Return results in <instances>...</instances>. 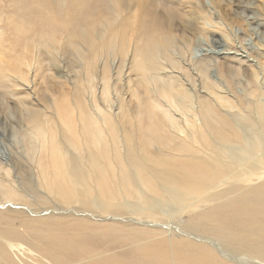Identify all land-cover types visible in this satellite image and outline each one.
<instances>
[{
    "label": "rangeland",
    "instance_id": "1",
    "mask_svg": "<svg viewBox=\"0 0 264 264\" xmlns=\"http://www.w3.org/2000/svg\"><path fill=\"white\" fill-rule=\"evenodd\" d=\"M46 1L21 0L22 10L18 12L15 8L18 0H0V213L8 221L11 219L9 209L18 216L12 220L15 228L10 231L3 229L8 223L1 221L0 243L12 242L16 251L7 254L0 264H51L52 260H46L45 256L62 254L67 255L69 262L80 257L81 264L88 261L91 264L170 262L172 257L168 251L163 258L158 257V252L171 244L182 247L186 255L199 262H206L211 254L218 257L204 242L179 237L169 226L176 225L184 233L219 244L221 240L212 234V228L222 232L223 225L230 236L251 231L255 216L248 199H257L256 195L239 198V205L245 206V210L232 207L233 212L226 210L219 203L228 198L220 201L218 196L212 195L202 200L211 210L195 209L194 214L181 222L175 214L186 209L183 207L187 200L203 188L212 194L210 183L204 180L208 170L202 172L196 163L200 154L205 155L206 149L202 148L205 141L214 146L219 127L233 122L234 129H223L221 134L235 149L242 147L245 132L253 129L257 108L261 107L260 134L264 139V0H78L71 9L79 13L74 10L67 13L68 17L63 15L67 25L58 19L55 1ZM112 4L119 13L117 25L112 26L104 42H100L95 39L93 29L97 26L89 25L90 17L100 22L105 15H111ZM63 8L65 10V6ZM47 10L57 17V22L45 24L43 13L47 16ZM170 13L182 20L175 19L169 26L164 20ZM13 18L17 19L12 21ZM122 19L125 25L121 24ZM8 20L13 24L10 28ZM68 20L73 26L79 23L73 27ZM148 25L156 32L152 38L172 42L170 50L175 63L161 59L162 65L152 73L148 71L145 78L133 65V56L139 43L137 36ZM62 26H66L63 28L68 32ZM81 26L90 37L84 41L79 35L73 42L80 45L81 51L74 62L66 37L72 28H75V36ZM15 29L22 33L18 34ZM53 37L67 43H63L64 49L56 54L51 47L58 42L52 40ZM122 45L125 51L130 50L127 57L121 54ZM131 49L135 50L133 54ZM85 50L89 53L85 54ZM154 74L174 86L177 84L170 99L155 93ZM146 80L151 81V87L144 82ZM25 82L28 89L24 90L20 83ZM25 93H29L27 103L34 105L28 108L29 113L20 102ZM227 99L238 107L228 108ZM110 102L116 108L121 107L118 114L108 108ZM186 103L192 112L184 108ZM27 114H31L34 124L44 127L46 138L39 140L31 132ZM196 117L200 120L196 121ZM180 126L184 128L182 132ZM192 129L197 133L195 138L191 137ZM37 133L42 134V130ZM121 136L127 140L124 148ZM164 154L170 156L171 163L161 157ZM186 158L192 164L189 171L185 170ZM69 165L72 167L68 168ZM54 170H59L58 178H54ZM153 179L160 182V189L169 188L173 194L158 192ZM59 190L83 195L87 202L94 197L112 195L117 198L111 199L114 203L128 201L135 207L141 204V214L133 217L134 225L88 222L95 227L87 225L88 236H78L79 229H72L79 226L76 224L79 222L58 217L61 212L57 207L61 202L53 194ZM179 195L183 197L182 203ZM152 197L166 198L162 200L167 203L156 206ZM52 209H55L53 213ZM148 209L153 215L147 213ZM100 212L98 203L93 201L88 208L82 206L75 215L90 213L96 218ZM59 218L65 223L60 224ZM0 220H3L1 215ZM26 223L31 227L23 229ZM189 224L200 227L202 232L190 231ZM49 237L55 240L53 246L40 243ZM161 237L166 238L167 247L134 249L140 242L156 239L159 243ZM68 249L70 251L66 252ZM102 252L113 258H94L93 254ZM141 253L145 255L143 260L137 256Z\"/></svg>",
    "mask_w": 264,
    "mask_h": 264
},
{
    "label": "bare ground",
    "instance_id": "2",
    "mask_svg": "<svg viewBox=\"0 0 264 264\" xmlns=\"http://www.w3.org/2000/svg\"><path fill=\"white\" fill-rule=\"evenodd\" d=\"M42 1L45 2L46 0H42ZM49 1H51V0H49ZM54 1H55L54 2V6H55L54 9L56 11L55 13H58V19L61 22L63 20V15L67 14V13H71L70 11H74L75 9L74 10L71 9L72 5H77V3L79 2L78 0H54ZM20 3L22 4L21 0L20 1L18 0V7L17 6L15 7V8H18L17 9L18 12H21V10H22ZM39 3H42V2L39 1ZM47 3L51 4V2H47ZM52 3H53V1H52ZM137 3H139V2H137ZM50 4L49 5L47 4V6H50ZM79 4L82 5V3H79ZM40 5H42V4H40ZM64 6H65V10H63ZM44 8H46V7H44ZM81 8H82V6H81ZM46 9H49V8H46ZM78 9H80V7ZM40 10H44V9H40ZM49 10L45 11L48 14L47 16L43 13V15H44L43 18L46 19L45 20L46 23L44 22L46 25H49L50 23H53V22H57L56 21L57 17L56 16L54 17L53 16L54 14L48 12ZM110 12H111V15L110 16L105 15L104 19L101 20L100 22H97L96 19H94V17H90L89 25L97 26V28H93V29L96 31L95 39L100 41V42H104V39L107 37V33H108L109 29L112 26L114 27L115 25H117L115 23L119 17V13L114 10L113 4L111 5V10L109 11V13ZM76 13H79V12L76 11ZM40 17H42V16H40ZM45 17H47V18H45ZM66 17H68V14ZM70 18H72V17H70ZM141 18H142V20H144L146 18L145 13H144V19H143V17H141ZM14 19H17V18H13L12 21H15ZM175 19L182 20V18L180 16H178L177 14L175 15L173 13H170L166 16L164 22L166 24H168L169 26H171ZM5 21H6V19H5ZM12 21H9L10 25L8 24L9 26H7V27H9V28L11 27ZM68 21H67V23H68ZM74 21L75 20H73V22ZM84 21H85V19H84ZM136 21H133V22L135 23ZM144 21L147 22L148 18ZM63 22H64V20H63ZM65 22H66V20H65ZM65 22H64V25H67V24H65ZM69 23L71 24V21H69ZM77 23H79V22H76L75 24H77ZM70 24H68L69 25L68 27H70ZM75 24H74V26H76ZM80 24H82V23H80ZM121 24L125 25L123 19L121 20ZM46 25H45V27H47ZM61 25H59V26H61ZM150 26L149 25L144 26L143 29L140 30V31H142V32H140L142 34H139L137 36V41L139 43L137 45L136 52H134V56H133L134 57V61H133L134 64L133 65L137 68V70H141L144 73V75L148 71H150V73H152L151 71L157 70L158 67L161 66L163 63V61H161V59L167 58V59H169L175 63V61L173 60V57L171 55V50H170L172 42L169 39H164L162 42H160V40L152 38L153 34H155L156 32L153 33L154 31L152 30V27H150ZM63 27H66V26H62V28ZM77 27H80V25L78 24ZM62 28H60V29H62ZM71 28H69V29L71 30ZM54 29H55V27H54ZM54 29H52V30L54 31ZM72 29L74 30L75 28H72ZM82 29H84L83 26H81V29H79V31H81V33L79 34V31H78V32H76L75 36L73 35V30H72V32H70L71 34H69V36L66 37V38H68V40L70 41V44H71L70 51H71L72 57L71 56H69V57H71L74 62H76V60H77L76 56L81 51L79 49L80 45H77L76 43H73V42H75V40L78 38L79 35H81V38L84 41L88 40L90 37V34L87 31L82 30ZM147 29H148V32H147ZM15 30H17L18 34L22 33V31H20L19 29H15ZM63 30H64V28H63ZM60 31H62V30H60ZM64 31L68 32V30L67 31L64 30ZM58 32H57L58 36L61 37V33L59 32L60 33V35H59ZM55 33H56V31H55ZM146 33H148V34H146ZM67 35L68 34L66 33L65 36H67ZM71 35H73L74 37ZM139 36H146V37L145 38H139ZM52 40H54L56 42L57 38L53 37ZM69 41H67V42H69ZM63 43L65 45H67L66 42H63L62 40L60 41V39H59L58 44L54 47H51L52 50L54 51V53L56 51H61L64 49L65 45ZM89 44L93 45V42H89ZM61 45H62V48L60 49ZM50 46H51V44H50ZM68 46H69V44H68ZM135 46L136 45H134L133 48H135ZM123 47H124L123 45L120 47V50L122 51L121 54L124 53V56L127 57V54H129L130 50H128V52H127L124 50L125 47L124 48ZM68 50H69V48H68ZM133 51H135V50L133 49ZM133 51L131 49V52H132L131 54H133ZM88 53H89V51L85 50V54H88ZM115 53H118L117 50H115ZM68 55H70V54H68ZM58 59H59V57H58ZM133 62H131V63H133ZM78 66H80V64ZM203 67H204V65H203ZM201 69H202V67H201ZM171 74H172V72H171ZM153 77L154 78H152V77H150V78L153 79L152 81L154 83L155 93H157L161 97L169 98L172 95V91L177 84L174 86L172 82H169L168 80L161 78L160 75L158 77H156V75L154 74ZM145 78H146V75H145ZM150 78H149V80H151ZM169 79H170V77H169ZM59 81H61V80L59 79ZM144 82L147 83L148 81L146 80ZM58 83H60V82H58ZM139 83L143 84V81L139 80ZM147 85H149V87H151L150 86L151 81L148 82ZM20 87H23L24 90L28 89V86H26V82L24 84L20 83ZM152 89H153V87H152ZM175 93L177 94L178 92H175ZM22 95H23V97L20 98L21 99L20 102L22 101L23 107L26 109V112L29 113L28 108H31L34 105L27 103L28 101L25 100L27 97H29V93L28 94L25 93ZM51 98H50V100L52 102L53 99H51ZM182 98H184V97H182ZM219 98L221 99V96H219ZM220 99H218V100L220 101ZM222 99L224 101V98H222ZM224 102H226V101H224ZM24 104L26 107L24 106ZM182 104H183V102H182ZM227 104L228 105H226V106H228V108L230 107V109H232L233 107H238V106H235L236 103L233 104V102L229 101V99H227ZM181 106H183V105H181ZM108 108L110 110H112L114 112V114H118V112H120V110H121V107L119 106L116 108V106L114 105L113 102L109 103ZM178 108H180V107H178ZM184 108L186 110H190L189 112L193 111L192 108L190 109V105L187 103L184 106ZM181 111H183V110H181ZM179 112H180V110H179ZM256 112H257V116H256L257 119L255 120L256 122L253 123V129L251 131L245 132V134H246L245 138L246 139H243L244 145L242 147H238L237 149H235L234 145L231 144L221 134V131L223 129H231V130L234 129L235 124L231 121L225 122L223 128L219 127V130L217 131L218 134H217V136H215V139L213 140L214 146L208 145L206 141H205V144H202L203 145L202 148L206 149L205 155L200 154V156L198 157L199 160L196 163V165L202 172L205 170H208V174H207L208 177H205L204 180L206 181V183H210V188L212 189L213 192H212V194H210L209 192H207L203 188L201 191L197 192V195L195 197H193L191 200H187V205H184L185 207H183L186 209H182L181 211H179L178 213L175 214L176 217L178 216L177 221L181 222L182 219H183V221L186 220V216L189 218L191 213L194 214L195 209H199V212L211 210L207 207L208 204L205 205L204 201H202V200L204 198L209 199L212 195L218 196L220 201L225 199V198H228L227 200L221 201V203H219V205L222 204L226 210H230L233 212V210L230 209V207L245 210L246 209L245 206L239 205V198L243 197L245 195H248L250 197H252L253 195H256L258 197L257 199H255V198H252V200L248 199L249 202H252L251 210L255 216L254 221H253L252 226H251V231H249L247 234L241 233V234H237L236 236H230L229 233L223 229V225H222V232L212 228L211 229L212 234L219 237L221 240V243L219 244L213 240L202 239L196 235L184 233L176 225L169 226V228L175 229L174 230L175 234H177V236H179V237H181V236L186 237V238L191 239L194 242H204L213 251H215V253L218 257L211 254L209 256V259L206 262L196 261L192 257L190 258L188 255H186L182 247H174L173 244H171L169 247H167L165 245V239L166 238L161 237L159 243L155 242L156 239H153L150 242H143V243L140 242L138 244H135L134 249L135 250L143 249V248L152 249V247H154V246H160V245L165 246L167 248L159 251L158 257L163 258V255L168 251L172 257V259H171L172 263H171V261L170 262H167V261H157V262L151 261V262H148L146 264H170V263L171 264H220L222 261H224L225 264H264V139H263L262 135L260 134V128H261V122H262V118H261L262 117V108L258 107ZM27 117H28L27 118L28 128L31 130V132H33V134L36 135V138H38L39 140L43 139L45 137L44 134H47L44 127H39L36 124H34L31 114H27ZM183 117H184V115H183ZM193 117L194 116H192V118ZM195 120L197 121L200 119L198 117H196ZM172 124L175 125L176 123L172 122ZM179 128H180V132H182L184 130L183 126H180ZM39 129L42 130V134H40V135L37 133V131ZM191 133H192L191 134L192 138H195L197 136V133L194 129H192ZM118 136H120V134H118ZM120 141L122 143L121 147L124 148L125 143H127V140L121 136ZM197 145H198V143L195 144V146H197ZM161 157L163 159H165V161L167 163H169V162L171 163V161H170L171 158L169 155L164 154ZM184 161L187 163L185 170H187V171L191 170L192 164H191V162L188 161V158L184 159ZM209 163H212L211 168L209 167ZM69 167H72V165H69L68 168ZM161 167H163V166H161ZM54 172H53L55 174L54 178H58L59 177V170H54ZM152 184H153V186H156V189L158 192L160 190L162 193H172V191L169 188H168V190L160 189L159 188L160 182L157 179H153ZM191 184H192V182H191ZM239 191H242V195H239ZM53 196L57 201L61 202L60 205L62 206V207H60V205H59L57 207V210L61 212V214L58 217H67V218L74 219L75 222H79V223H76V224H79V226H76L75 228L72 229V231L79 229L78 236H88L85 232L87 225L89 227H95V225L87 224L88 222H91V223H97V222L111 223L112 222V223H118L119 225H121V223L133 224V221H134L133 217L140 216L139 214H141V208H142V207L140 208L141 204H136V207H135L134 203H131L128 201H123L122 203H114L111 201V199L113 201H115V199H117V198H114L112 195H111V197L110 196L107 197L106 195H103L102 198H100V199H98L97 197H94L89 202H87L84 199L86 197H84L83 195L65 192L62 190L56 191L53 194ZM179 197L181 198V203H182L183 202L182 195H179ZM162 199H166V198L152 197V201L156 203V206H160V207L163 206L165 203H167V201H164ZM169 200L172 201L171 204H174L172 198H169ZM93 201L98 203V208L101 211L99 213L98 217L95 218L90 213H88V215H83V214H77V216L75 215V212L79 209H82V206L84 208H88L89 203L93 202ZM64 202L66 204H64ZM133 204H134V207L131 206ZM66 206H70V208L69 209H63V207L66 208ZM126 208H127V210L131 211V213L128 212L126 210ZM9 211L11 213L10 221H8L4 217L3 213L2 214L0 213V215L3 217V220H0V228H2L1 221L7 222L8 226L6 228H3L7 231H10L11 229L15 228L14 224H12V220L14 221V219L16 217H18L17 212H15L14 210H10V209H9ZM54 211H55V209H52L50 212L53 213ZM101 213L106 214V215L109 214V215L106 217H101L102 216ZM147 213L149 215H153L151 209H148ZM115 216L119 217V218H115ZM58 220H59L60 224L65 223V220L63 218H59ZM119 220H122V221H119ZM230 220H232V219H230ZM159 226H161V225H158V227ZM30 227L31 226L28 225L27 223L24 224V226H22L23 229H27ZM161 227L165 228L164 226H161ZM189 229H190V231H192L196 234H200L202 232V229L200 227L192 225V224H189ZM21 233H23V232L21 231ZM54 241L55 240L53 237H49L48 239H46L45 241H41L40 243H43L47 247H50V246H53L55 244ZM0 244H1L0 245V261L3 260L7 254H13V252L16 251V245L13 244L12 242H9L7 240H3V241H1ZM226 250H228V252ZM68 251H70V250L68 249L66 252H68ZM235 255H238V257H234ZM93 256H94V258H99L101 260H108V259L113 258V256L107 257V254H104L103 252L99 253L98 255L93 254ZM137 256L141 260L145 259V255L143 253L137 254ZM45 259L46 260L51 259L52 260L51 264H81L80 257L76 258L75 261L72 260L69 262L67 259V255H64V254H62L61 256H57V257L45 256ZM91 259H92V257H91ZM10 264H15V262H12ZM86 264H91V261H88Z\"/></svg>",
    "mask_w": 264,
    "mask_h": 264
}]
</instances>
